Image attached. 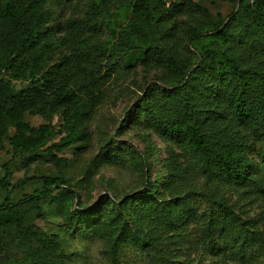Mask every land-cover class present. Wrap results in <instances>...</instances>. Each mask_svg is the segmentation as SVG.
Here are the masks:
<instances>
[{
  "label": "trees",
  "instance_id": "obj_1",
  "mask_svg": "<svg viewBox=\"0 0 264 264\" xmlns=\"http://www.w3.org/2000/svg\"><path fill=\"white\" fill-rule=\"evenodd\" d=\"M45 1L0 0V138L9 140L14 158L45 144L50 137V124H41L33 132L25 120L26 113L46 117L50 107L64 102L70 95L71 75L65 63L72 61L64 57L60 67L45 69L47 56L68 42H77V53L83 47H92L95 43L82 35L86 30L94 35L98 33L100 28L95 17L103 14L102 6L108 0H93L85 25L77 19L69 20V33L61 37H56L55 29L49 26L53 17L45 9ZM249 1L239 0V11H232V17L224 25L212 22L211 26L188 27L183 36L179 34L177 19L197 10L191 2L182 0L168 5L164 0H128L124 4L131 13V22L121 30L120 42L116 40V44L109 46L111 55L124 60L127 69L140 61L155 63L168 71L172 81L164 94L176 103L173 102L174 108L154 100V94L161 89L153 86L138 109L149 128L183 142L190 165L182 168L180 154L170 151L165 160L166 174L161 190L157 184L150 185L140 194L127 195L115 202L116 214L115 210L109 214L102 210L89 216L92 219L89 230L102 233L113 260L123 244L131 243L148 250L149 238L136 230L145 220L148 231L155 234L150 236L154 246L158 236L153 222L167 220L169 227H181L196 221L191 202L198 197L208 202L201 214L204 227L200 232L205 239L214 238L219 232V242H213L211 251L224 256L214 264H264V229L259 227L258 220L245 215L244 204L240 205L239 200L230 203L225 196L229 187L236 189L240 199L248 197L242 195H264V109L263 105L250 102L251 85L261 82L260 88L264 91V68L257 67L264 65V58H260L264 55V40L253 29L257 25L264 31V0ZM246 6H249L251 22H246L242 13ZM119 44L124 47L118 48ZM191 48L199 51L200 60L192 56ZM2 70L12 71V77L17 79L28 73L29 85L15 91L10 80L1 76L5 74ZM170 109L173 115L168 113ZM81 112L84 110L66 109L65 115L69 119H81ZM11 127L15 128L12 136L9 135ZM74 139L63 138L48 151L61 152ZM146 164L149 166V162ZM194 168L207 186L184 189L188 179H199ZM8 179L6 169L0 190L10 186ZM26 180L42 182L27 200L51 201L60 190L80 201L79 194L60 177L45 175ZM145 191H155V194L144 196ZM16 205L10 202L8 194L0 204V216L7 221L6 215L15 214ZM106 217L109 226L103 222ZM73 219L76 222L87 216L75 215ZM95 220L98 221L92 224ZM44 255L32 252L26 256V263L40 264L38 261ZM177 263L180 264L163 256H156L154 262ZM0 264H4L1 257Z\"/></svg>",
  "mask_w": 264,
  "mask_h": 264
},
{
  "label": "rangeland",
  "instance_id": "obj_2",
  "mask_svg": "<svg viewBox=\"0 0 264 264\" xmlns=\"http://www.w3.org/2000/svg\"><path fill=\"white\" fill-rule=\"evenodd\" d=\"M127 1L108 0L103 4V14L95 17L100 28L98 33L94 35L85 29V34L82 32L83 37L88 36L89 42L95 43L92 47H83L77 53V42H68L47 56L45 69L60 67L64 57L72 62L65 63L71 75L69 98L50 107L46 117L41 114L25 115L33 132L41 124H50V137L45 144L14 158L9 140L0 138V180L8 169L10 183L9 187L0 190V204L8 194L10 202L17 203L15 214L6 215L7 221L0 216V257L4 259V264H27L26 256L32 252L35 255L45 254L42 260L35 258L36 261L39 259L40 264H154L156 256L170 257L180 264H214L223 260L224 255H216L211 251L213 242H219V232L211 239H205L200 232L204 227L201 214L206 211L208 202L198 197L191 202L195 208L196 221H189L181 227H169L167 220L151 222L158 236L155 246L150 239L155 234L148 231V221L139 225L137 233L149 238L148 250L147 247L143 250L131 243L123 244L117 249V257L113 260L109 243L102 233L89 230L92 222L89 216L102 210L107 211V214L115 210L116 214L114 203L124 196L140 194L155 184L161 190L166 174L165 160L170 151L180 154L182 168L190 165L189 152L182 147L183 142L178 137L149 128L144 114L138 109L153 86L157 90L161 89L154 94V100L174 108L175 102L164 94V89L172 81L168 71L155 63L140 61L129 69L124 68V60L114 59L109 50L116 40V43L120 42L121 30L131 22V13L123 7ZM164 1L169 5L182 0ZM187 1L194 4L197 10L190 16L185 14L177 19L182 36L188 27L211 26L214 24L212 22L224 25L232 17V11H239L240 5L239 0ZM92 2L46 0L45 9L53 17L49 26L55 29V36L67 35V26L72 19L85 25ZM248 8L246 6L242 13L246 22H251L253 20ZM253 29L259 39L264 40V31L257 25ZM117 47L122 48L124 45L119 44ZM191 49L192 56L200 60L199 51ZM261 57L264 58V55ZM197 66L198 63L193 69ZM257 67L264 68V65L259 64ZM2 72L5 74L1 76L10 80L15 91L30 83L28 73L17 79L12 77V71ZM260 83L251 85L250 102L255 106L263 105L264 109V91ZM66 109L84 110L81 112L82 118L69 119L65 115ZM168 113L172 114V109ZM14 134L15 128L11 127L9 135ZM66 137L75 138L69 147L61 152L48 151L53 143ZM196 173L199 179H188L183 185L184 189L207 186L205 179ZM45 175L66 180V185L79 194L80 201L60 190L51 201L35 198L27 200L41 187L42 182L26 179ZM18 183L20 185L16 187ZM148 194L154 195L155 191H145L143 195ZM225 196L230 203L239 200L240 205L244 204L245 215L258 220L259 227L264 229V195H242L248 197L240 199L236 189L229 187L225 190ZM236 210L240 211L238 206ZM75 215L87 216V219L74 222ZM103 222L109 226L107 217ZM118 222L121 223L122 219Z\"/></svg>",
  "mask_w": 264,
  "mask_h": 264
}]
</instances>
